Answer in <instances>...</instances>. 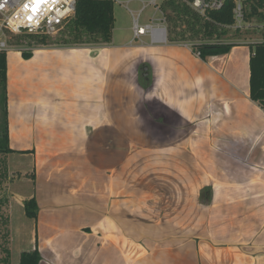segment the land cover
I'll list each match as a JSON object with an SVG mask.
<instances>
[{
  "label": "crops",
  "instance_id": "obj_1",
  "mask_svg": "<svg viewBox=\"0 0 264 264\" xmlns=\"http://www.w3.org/2000/svg\"><path fill=\"white\" fill-rule=\"evenodd\" d=\"M141 47H147L143 51L144 58L151 62L157 75L150 89L152 102L161 104L164 109L163 115L156 117V110L149 115L154 120L152 128L158 129L159 124L158 133H164L165 141L141 149L130 147L132 152L140 154L165 147L168 164L165 179L168 204L138 208L137 211L145 216L156 214L152 220L144 219V222L142 218H137V222L129 219L125 170L134 154L127 157L126 147L92 148L90 145L93 114L89 93V55L76 49H39L34 54L37 57L47 54L53 61L59 58L64 62L67 59L75 74L86 77V80L83 78L82 89L77 88L83 93L85 89L88 95L85 102L73 99L68 102L66 99L60 106L61 102L55 95L50 102H45L40 91V95L35 94L34 99L22 101L25 104L14 109L11 79L16 75V65H21L24 60L20 52L10 58L7 53L8 132L10 148L14 150L5 156L10 171L7 185L11 193L15 180L25 177L32 180L35 184L33 198L40 209L38 219H32L36 222L33 234L35 247L26 251L38 248L44 258L43 264H264V109L250 99L249 47V54L237 62L233 57L234 51H245L246 46H236L230 54L210 58L207 62L197 59L182 43L151 46L145 41ZM99 55L100 58L96 56L97 63L104 69L113 64L112 55ZM229 64L233 69L232 79L227 80L231 83V90L224 94L215 87L217 82H221L218 81L219 75L224 73L221 67L226 66L227 70ZM105 77L104 74L103 77L94 76L99 84L103 82V89ZM52 78L50 82L56 86L54 76ZM190 83H198L200 88L204 84L205 92L196 97L198 105L195 110H186L190 101L182 95V87ZM34 85L37 87L36 81ZM160 90L162 95L154 100L152 94ZM108 97L102 96L99 103L105 112L103 115L99 110V121L123 135L124 129L118 119L122 110H115L116 118L110 123L109 111L106 110ZM71 104L78 107L77 112L71 110ZM216 128L218 133H215ZM15 138L16 141L21 140V146H16ZM258 139L261 148L248 156V160H241L247 168H239L238 164L231 165V162L232 167L224 169L228 162L214 163L218 153L214 149L209 151L218 141L251 140L253 144ZM258 150L261 154L256 156ZM19 153L32 175H29L30 171L25 174L9 166V159ZM188 155L204 170L197 178L203 182L195 192L201 209L206 213V219L202 221V228L206 231L202 234L192 232L197 224L192 223L191 211L186 206L175 205L177 198L186 199L191 195L190 181L196 179L186 164L188 161H184ZM96 168L101 169V183L95 181L98 176ZM211 168L217 171L208 175L206 170ZM230 172L236 174L226 178L222 176ZM209 194L212 201L206 200ZM15 195L18 194L13 192L10 197L15 198ZM28 196L31 199V194ZM28 196L22 195L20 201L24 204L29 200ZM23 207L25 209V205ZM162 212L169 214L166 229L161 226Z\"/></svg>",
  "mask_w": 264,
  "mask_h": 264
},
{
  "label": "rangeland",
  "instance_id": "obj_2",
  "mask_svg": "<svg viewBox=\"0 0 264 264\" xmlns=\"http://www.w3.org/2000/svg\"><path fill=\"white\" fill-rule=\"evenodd\" d=\"M120 1H129V9L135 13L139 12L143 6V3L140 2L142 0ZM162 1H160V3ZM125 6L126 5L122 6L117 3L114 4V18L116 19V22L112 36L113 41L110 45L104 44L102 39L99 37L89 36H84V40L75 42L70 34L72 31V20H69V23H66L59 32L48 36V45L44 47L38 44L35 40L26 38L24 35L13 36L11 34H7L5 38L3 37V40L7 41L9 47V51L7 53L9 58L10 56H14L17 52H20L21 54L31 53L33 57L35 52L39 49L49 51H70L76 49L77 51H84L85 55L87 53V56L89 55L90 60L88 66L91 83L89 93L91 111L93 114L91 125L92 140L90 145H92V148L126 147L125 154L127 157H131L134 154L131 159L133 161L130 160L128 164H126L128 166L125 170V177L128 181L127 200L129 202L131 213L129 219L131 222H137V218H142L144 222V219L148 221L151 218L152 220V217H156V214H147L145 216L143 213L137 210L143 208L146 209L147 206L162 207L165 206V204H168V187L165 180L168 164L166 163L165 147L154 151L146 150V152H141L140 154L132 152V147L130 146H136L138 149H141L146 145L164 143V133H158L160 129L159 124L157 126L158 129L155 130L152 128L154 120L151 116H149L150 114L154 113L155 110L157 113L156 117H158V115H163L164 109L161 104H154L152 102L150 89L152 88L155 79H157V75L154 73V67L152 66L151 62L146 61L144 58L143 51L146 50L147 47L142 48L140 43L132 44L134 38V19ZM153 18L159 21L161 19V15L155 14L154 8L149 6L144 10L140 17L141 25L150 23L151 19ZM156 24L160 23L156 22ZM232 31L230 33V41H235L241 46H246L245 51H242L241 49L234 51L235 55H233V57L235 56L234 58L236 59V62L238 60L240 61V59H243L246 54H249L247 47L248 44H252V40L256 41L263 38L260 34V31L258 30V32L252 31L249 34L243 33L242 35H235ZM145 41L146 43L150 42L149 38H146ZM170 45L171 42L169 43V46ZM137 47H140L139 50H137ZM102 53H105V55L108 54L109 56L112 55L113 60V64L108 65L105 69L103 65L101 66L100 63H97L96 59V56L98 55L97 58H100L99 54ZM138 54H140L142 57ZM196 58L199 59V57ZM51 59L52 58L45 54L41 57L34 56L30 59L23 58L22 60L24 61H21L22 64L20 65V63H18L16 65V75L11 79L13 85L12 95H14L12 105L14 109L23 106L25 103L22 101H30L34 99L35 94H39L40 91L43 94V100L45 102H50L51 97L53 96L54 98L55 95L57 100L61 102L60 106L66 102V99H68V102H71L73 99L79 103H82L83 101L85 102L87 100L88 95L85 93V89V95L83 91H78L79 89H82L84 83L83 78L86 80V77L75 74L73 72V68L70 66V62L66 61L67 59L64 60V62H62V60L59 58H53L54 61ZM183 59L186 60L188 58ZM72 60H75V58ZM199 60L204 62L202 59ZM104 64L106 65L107 62ZM230 65L231 64L227 66V70L225 69L226 66L221 67L224 73L221 74L222 76L219 75L218 81L221 82H217L215 87V90H222L224 91V94L231 90V83L227 81L228 78L232 79L231 74L233 73V69L231 68L232 65ZM243 68L245 69L244 66ZM38 74L41 75L38 76ZM96 74L102 77L103 74L106 76V84L104 82V89L103 82H100L99 84L98 80L94 78ZM53 76L57 82L56 86L54 83L50 82V80L53 79ZM40 78L42 79L41 83L39 84L38 81ZM35 81L37 82V87L34 85ZM201 85L202 86L200 88L198 83H190L185 84L182 87V95L186 96L185 100L190 101V104L188 107H186V110H195V108H197L198 100L196 97H198L202 91L205 92L203 89L204 84ZM78 87L79 89H77ZM172 88L173 87L171 86V89ZM155 93L157 94H152L154 96V100H156L160 94L162 95L161 90L160 92L156 91ZM104 95L105 98L107 95H109L108 101L106 99V110L109 111L108 116L110 123L114 122L116 118L117 111L115 110L119 108L122 110V113L118 114V119L121 122V128L124 129L122 131L123 135L116 133L115 129H113L109 124L104 126L105 124L99 121V110H101L100 114L104 115L105 113L103 111V106H99L102 96L104 97ZM4 96L3 85L0 82V131L3 130L6 120ZM116 101L118 102L117 105H115ZM72 107L73 108L71 110L73 112H77L78 107L75 105H72ZM236 115L232 117L233 120L236 118ZM14 131L19 133V131ZM215 133H218L217 128L215 129ZM19 135L21 136L20 133ZM20 141V139L17 141L16 138L14 139L16 146H21ZM257 141L258 143H256ZM259 141L260 139L256 140L255 143L253 142V144L251 143V140L218 141L213 143L215 147H211L209 151L214 149V152L218 153V156H216L217 159H214V163L220 162L223 164V162H228L224 169H230L229 166L232 167L231 165L233 164H238L239 168H247L245 164L241 162V160H248V156H251L256 149L261 148V143H259ZM244 147L248 149L247 152L245 151ZM208 149L209 148L207 147L206 150ZM260 154L261 151L258 150L256 152V156H259ZM6 160L7 159L5 156H0V172H6V177L3 178V182L0 184V215L3 214L9 218L8 223L10 227L9 229L11 231V264H20L19 258L21 252L28 249L31 250L33 247H35L33 234L36 229V222L27 218L26 211L23 207L24 204L20 201V198L22 195L27 197L29 194H31L30 197L33 198L35 184L32 180H29L26 177L21 180H15L13 183L14 191L9 193L10 190L7 184L10 182V171L7 167ZM184 161H188L186 164L189 165L191 168L190 172L196 179L192 178L190 181L192 182L191 195L186 199L181 197L177 198L178 202L175 205L178 207L186 206L187 209L191 211L190 215L193 219L192 223L193 225L197 224V226L192 229V232L193 234H196V232H201L202 234L203 231H206V228H202V221L206 219V217H204V214L206 213L204 209H201V204L198 200L199 197H197V193L195 192L199 188L201 182H203L197 178L203 174L204 170L199 168L198 164L193 158H191V156H189L188 159L186 158ZM231 162L232 164L230 165ZM8 163L10 167L16 168L18 171L25 174L29 173L26 171H30L29 168H27V164H25V160L21 159L20 153L10 158ZM100 170L101 169L96 168L98 176L96 177L95 181L101 183L102 172ZM102 171L105 170L102 169ZM206 171H208L207 174L209 175L210 173L213 174V171L217 170L211 168L207 169ZM234 174H236V172L225 173L222 176L226 178L233 176ZM29 175H32L31 171ZM117 191H119V189H117L116 192ZM13 192L18 194L15 195V198L14 196L10 197ZM12 197L13 199L10 200ZM168 215L169 214H167V212H162L160 214V219H162V228H165L166 224H169V219H167ZM168 231L169 230L167 229L166 232ZM184 238L186 237L184 236Z\"/></svg>",
  "mask_w": 264,
  "mask_h": 264
},
{
  "label": "trees",
  "instance_id": "obj_3",
  "mask_svg": "<svg viewBox=\"0 0 264 264\" xmlns=\"http://www.w3.org/2000/svg\"><path fill=\"white\" fill-rule=\"evenodd\" d=\"M196 0H168L163 3V10L168 20V30L171 44L190 43L192 53L200 54L199 58L204 62L216 56H225L236 46H241L235 41H230V27L236 23L234 9L235 0H226L219 10H208L205 16L194 12L190 3ZM211 2L212 0H205ZM77 9L71 21L70 32L75 42L84 40V36L99 37L104 44L110 45L113 41V31L116 19L114 18V3L110 0H77ZM243 12L247 24L264 25V0H245ZM252 30H234L235 35L249 34ZM258 32V31H257ZM264 37V31L260 32ZM26 38L35 40L38 44L48 45V36L25 35ZM22 37V36H20ZM251 52L249 62L250 71V99L257 102L264 109V43L248 44ZM25 59L32 58L31 53H22ZM8 59L6 52H0V82L3 85L6 120L3 130L0 131V156L12 154L10 137L8 132ZM27 153V152H23ZM0 172V184L6 177ZM206 200L212 201L211 194ZM27 217L37 220L39 204L35 198L24 202ZM10 230L8 217L0 215V264H11ZM20 264H43L44 258L38 248L34 251H24L20 254Z\"/></svg>",
  "mask_w": 264,
  "mask_h": 264
},
{
  "label": "built area",
  "instance_id": "obj_4",
  "mask_svg": "<svg viewBox=\"0 0 264 264\" xmlns=\"http://www.w3.org/2000/svg\"><path fill=\"white\" fill-rule=\"evenodd\" d=\"M114 4L126 5V9L130 12L134 19L133 25V41L134 43L145 44V39L149 38L151 46H161L170 43L168 30V20L163 10V3L168 0H150L140 1L143 3L142 9L135 13L129 9V1L110 0ZM160 1H162L160 3ZM226 0H196L190 3L191 9L205 16L208 10H219L223 7ZM236 8L234 16L236 23L230 30H252L256 28L258 31H264V25L247 24L243 12V3L245 0H235ZM77 0H0V52H8L9 47L6 40H3L7 34L13 36L19 35H43L51 36L61 30V28L69 23L76 14ZM149 6L154 8L155 14L161 15V19L157 21L151 19L150 23L141 25V15ZM35 9V11H33ZM159 22L160 24H156ZM263 37V36H262ZM252 43H264V37L258 40H252ZM182 45L191 51L190 43H182ZM192 52V51H191ZM199 57L200 54L195 55Z\"/></svg>",
  "mask_w": 264,
  "mask_h": 264
},
{
  "label": "snow or ice",
  "instance_id": "obj_5",
  "mask_svg": "<svg viewBox=\"0 0 264 264\" xmlns=\"http://www.w3.org/2000/svg\"><path fill=\"white\" fill-rule=\"evenodd\" d=\"M33 11H35V9H33Z\"/></svg>",
  "mask_w": 264,
  "mask_h": 264
}]
</instances>
